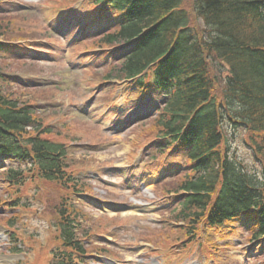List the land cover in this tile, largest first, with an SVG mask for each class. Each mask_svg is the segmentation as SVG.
Instances as JSON below:
<instances>
[{
	"label": "rangeland",
	"instance_id": "rangeland-1",
	"mask_svg": "<svg viewBox=\"0 0 264 264\" xmlns=\"http://www.w3.org/2000/svg\"><path fill=\"white\" fill-rule=\"evenodd\" d=\"M63 2V0H0L1 38L14 44L39 46L30 47L33 48L32 51L21 50L16 46L12 48L14 51L8 53L0 51V67L13 74L17 82L6 83V93L20 102L34 104V110L40 116L43 128L51 127L52 130L42 134V137L53 142H61L66 147L65 160L68 164V173L74 182L83 189L90 187L91 191L96 192L92 193L93 196L103 201L129 207L117 208L102 215L101 212L85 206L81 198L71 201L72 207L77 205L84 213L82 215L84 219H80V222L85 232L89 234V231L97 232V228L101 229L100 232H108L106 236L109 240L117 243V246L110 247L111 245L104 240H98L96 234L87 237V244L95 248H88V251H93V256L84 257V264H97V248L101 250L103 247L123 260L130 259V255L135 260L143 259L141 264H264V244L248 241L250 230L246 225L240 226L234 221L229 224L228 233L211 229L204 230L195 239L194 237L186 239V231L176 229L179 223L166 224L175 222L182 193L177 192L176 188L169 189L173 177L165 178L168 171L162 166L175 163L177 159L176 157L172 160L165 159L161 156L159 162L154 163L156 168L153 170H150L153 162L148 161L149 158L140 159L143 148L137 146L140 140L141 143L151 140L155 136V129L152 121L148 122L147 118L141 117L130 121L128 115L133 110V102L125 105L121 103L122 109H118L111 117L103 116L110 110L111 100L115 99L116 95H121V89L117 88H123L120 86L122 82L117 88L112 82L105 83V88L102 89L97 84L105 80L108 65L88 68L94 65V61L87 57L93 51L88 49L96 44L93 40L98 36L97 33L87 32L85 37L90 35L88 41L82 42L85 39H79L77 42L76 38L81 30L73 28L74 21L68 25L70 29L67 31L63 29L68 12L58 20L54 28L50 27L49 20L58 16L62 8L57 7ZM80 2L86 3V0ZM193 3L194 0H183V7L186 10L184 12L190 18L191 29L202 38L201 36L205 34L204 22L196 14ZM19 53L31 56L24 60L25 57ZM103 60L107 63L112 57L105 56ZM216 62L221 64L217 59ZM16 74H19L24 83L19 84L21 82L16 78ZM119 78L122 76L119 75ZM93 82L97 85V92L94 87H86L93 86ZM215 93L217 97L222 96L220 91L215 90ZM90 96L93 98L90 99ZM80 107L83 110L79 112ZM76 115L87 118L81 117L82 120L78 118L76 121ZM91 117L97 118L88 120ZM143 125L145 126L142 127ZM146 130L149 134L145 133ZM34 131L29 129L28 133L33 134ZM235 144L238 146L235 147ZM147 148L154 153L155 146L152 148L147 146L144 149ZM231 151L246 162L250 169L262 168L255 163H259L257 160L254 162L250 149L241 142L240 137L233 143ZM11 162L8 163L9 167L14 168L15 172L22 173V177L16 184H11L0 174L2 212L0 216L4 217H0V225L2 224L4 228L2 232L10 241L15 240L10 242V247H21V251H25L21 264H52L51 251L60 249L58 210L63 206L65 198L74 192L71 193L72 189L67 186L66 188L59 181H47L31 176L33 173L29 170L30 161ZM182 162L186 160L182 158ZM123 165H127L124 167L126 171L121 169ZM6 167L2 164L0 170ZM147 171L152 173L148 178L152 187L147 194L139 193L135 190L136 185L132 184L139 185ZM162 174L165 175L162 177ZM122 175L128 179L125 181ZM167 179L169 181L165 182L164 186L158 184ZM13 197L18 199L13 200ZM73 197L77 195L74 194ZM149 198L151 201H148ZM2 202L5 204H1ZM135 202L140 207H135ZM151 205L154 209L148 211ZM2 206L4 210L1 209ZM146 215H151L155 222L147 219ZM11 219L14 227L7 229L6 222ZM240 219L243 220L245 217L241 216ZM200 225L206 226V221ZM78 235H82V232L78 231ZM218 239L220 245L213 255L211 249ZM142 242L147 246L145 248L143 246L141 252L131 251L134 254L124 249L130 245L137 247L141 245L137 243ZM1 248L3 249L0 252L10 253L7 245ZM7 262L10 260L6 257L0 258V264Z\"/></svg>",
	"mask_w": 264,
	"mask_h": 264
},
{
	"label": "trees",
	"instance_id": "trees-1",
	"mask_svg": "<svg viewBox=\"0 0 264 264\" xmlns=\"http://www.w3.org/2000/svg\"><path fill=\"white\" fill-rule=\"evenodd\" d=\"M97 1L124 22L106 36L108 43L145 41L119 72L132 77L158 60L155 75L170 92L151 121L157 137H170L166 146L171 142L189 149L192 167L176 183L183 193L177 214L185 222L182 228L196 234L204 220L215 228L249 215L256 224L253 238L264 237V0H194L206 25L202 38L191 29L183 0ZM152 25L162 35H147ZM7 82L0 67V153L30 159L40 177L67 185L64 146L42 137L51 129L43 128L29 102L19 103L6 93ZM237 137L261 169H250L232 153ZM9 173L11 179L18 174Z\"/></svg>",
	"mask_w": 264,
	"mask_h": 264
},
{
	"label": "bare ground",
	"instance_id": "bare-ground-1",
	"mask_svg": "<svg viewBox=\"0 0 264 264\" xmlns=\"http://www.w3.org/2000/svg\"><path fill=\"white\" fill-rule=\"evenodd\" d=\"M156 25L149 26L146 30L145 33L149 36L152 37H157V35L161 34L162 35V30L158 29V27H155Z\"/></svg>",
	"mask_w": 264,
	"mask_h": 264
}]
</instances>
